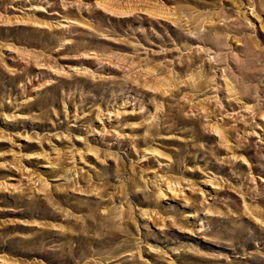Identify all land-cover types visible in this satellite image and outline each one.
Masks as SVG:
<instances>
[{"label": "rangeland", "instance_id": "obj_1", "mask_svg": "<svg viewBox=\"0 0 264 264\" xmlns=\"http://www.w3.org/2000/svg\"><path fill=\"white\" fill-rule=\"evenodd\" d=\"M0 264H264V0H0Z\"/></svg>", "mask_w": 264, "mask_h": 264}]
</instances>
